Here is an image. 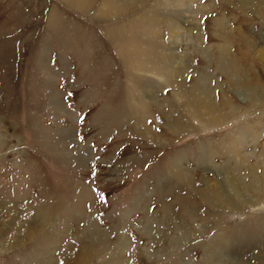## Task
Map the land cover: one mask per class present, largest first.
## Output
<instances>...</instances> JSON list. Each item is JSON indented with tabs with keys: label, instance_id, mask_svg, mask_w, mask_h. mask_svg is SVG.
<instances>
[{
	"label": "rangeland",
	"instance_id": "374dc122",
	"mask_svg": "<svg viewBox=\"0 0 264 264\" xmlns=\"http://www.w3.org/2000/svg\"><path fill=\"white\" fill-rule=\"evenodd\" d=\"M258 52L264 0H0V264H264Z\"/></svg>",
	"mask_w": 264,
	"mask_h": 264
},
{
	"label": "bare ground",
	"instance_id": "6f19581e",
	"mask_svg": "<svg viewBox=\"0 0 264 264\" xmlns=\"http://www.w3.org/2000/svg\"><path fill=\"white\" fill-rule=\"evenodd\" d=\"M224 42H226V41H224ZM257 56L259 57V58H261V59H264V54L262 53V52H258L257 53ZM205 110V109H204ZM253 174H255V173H253ZM255 176V175H254ZM242 181V179H240V182ZM258 181V180H257ZM261 181H259V183H260ZM258 183V184H259ZM261 184V183H260ZM263 184H264V181H263ZM225 185H229L231 188H232V191L234 192V193H238L239 192V190H240V187H239V181L237 180V181H235V183H234V185L231 183V182H229V181H226L225 182ZM262 187V186H261ZM261 189V188H260ZM263 190V189H262ZM259 191V190H258Z\"/></svg>",
	"mask_w": 264,
	"mask_h": 264
},
{
	"label": "snow or ice",
	"instance_id": "6c2138e0",
	"mask_svg": "<svg viewBox=\"0 0 264 264\" xmlns=\"http://www.w3.org/2000/svg\"><path fill=\"white\" fill-rule=\"evenodd\" d=\"M69 95H71V93ZM81 119H83V118H81Z\"/></svg>",
	"mask_w": 264,
	"mask_h": 264
}]
</instances>
